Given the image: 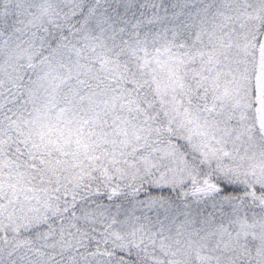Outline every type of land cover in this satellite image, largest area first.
Listing matches in <instances>:
<instances>
[{"label": "snow or ice", "instance_id": "snow-or-ice-1", "mask_svg": "<svg viewBox=\"0 0 264 264\" xmlns=\"http://www.w3.org/2000/svg\"><path fill=\"white\" fill-rule=\"evenodd\" d=\"M0 264H264V0H0Z\"/></svg>", "mask_w": 264, "mask_h": 264}]
</instances>
